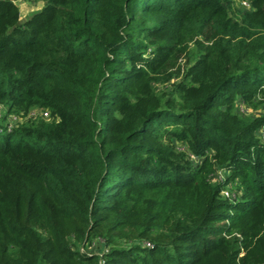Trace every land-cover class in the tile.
<instances>
[{
	"label": "trees",
	"instance_id": "1",
	"mask_svg": "<svg viewBox=\"0 0 264 264\" xmlns=\"http://www.w3.org/2000/svg\"><path fill=\"white\" fill-rule=\"evenodd\" d=\"M37 1L0 0V103L48 113L0 121V264H264V0Z\"/></svg>",
	"mask_w": 264,
	"mask_h": 264
},
{
	"label": "rangeland",
	"instance_id": "2",
	"mask_svg": "<svg viewBox=\"0 0 264 264\" xmlns=\"http://www.w3.org/2000/svg\"><path fill=\"white\" fill-rule=\"evenodd\" d=\"M17 3L20 12H21V18L22 21L26 20L27 18L31 17L33 13H35L37 10H40L43 6V3L41 1L37 0H15ZM251 7V0H232V3L230 5V12L231 14H235L240 16L245 10H248ZM0 121L3 122L5 125L13 126L18 123L24 122L29 116H38L42 115L44 117H47L46 114H44L43 111L40 109H36L33 111L29 116L23 117L21 113H7V109L0 103ZM238 111L240 114L246 117H261L264 116V104H260L257 106H248L244 103L238 104ZM258 135L262 136V132L259 131ZM193 159L196 160L195 157ZM226 172L219 171L217 174V177L219 179H223L224 176H226ZM223 194L226 196L233 195L231 193V190L229 187H224ZM99 242H96L92 246H88V250L98 251Z\"/></svg>",
	"mask_w": 264,
	"mask_h": 264
},
{
	"label": "built area",
	"instance_id": "3",
	"mask_svg": "<svg viewBox=\"0 0 264 264\" xmlns=\"http://www.w3.org/2000/svg\"><path fill=\"white\" fill-rule=\"evenodd\" d=\"M0 108H1V107H0ZM44 114L48 115V113H47V112H44Z\"/></svg>",
	"mask_w": 264,
	"mask_h": 264
}]
</instances>
